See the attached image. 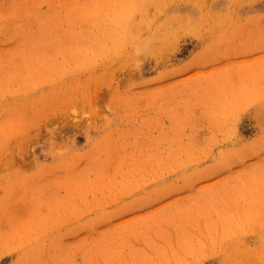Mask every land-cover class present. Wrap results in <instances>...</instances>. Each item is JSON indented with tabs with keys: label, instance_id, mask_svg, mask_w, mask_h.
Wrapping results in <instances>:
<instances>
[{
	"label": "rangeland",
	"instance_id": "rangeland-1",
	"mask_svg": "<svg viewBox=\"0 0 264 264\" xmlns=\"http://www.w3.org/2000/svg\"><path fill=\"white\" fill-rule=\"evenodd\" d=\"M0 264H264V0H0Z\"/></svg>",
	"mask_w": 264,
	"mask_h": 264
}]
</instances>
